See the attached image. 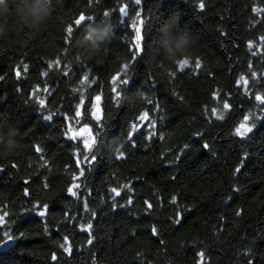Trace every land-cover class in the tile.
<instances>
[{
	"label": "trees",
	"instance_id": "trees-1",
	"mask_svg": "<svg viewBox=\"0 0 264 264\" xmlns=\"http://www.w3.org/2000/svg\"><path fill=\"white\" fill-rule=\"evenodd\" d=\"M105 12L115 36L86 55L75 20ZM170 17L195 37L183 69L152 50ZM14 38L0 122L22 148L0 157V240L17 243L0 264H264V0H64L27 48Z\"/></svg>",
	"mask_w": 264,
	"mask_h": 264
},
{
	"label": "clouds",
	"instance_id": "clouds-1",
	"mask_svg": "<svg viewBox=\"0 0 264 264\" xmlns=\"http://www.w3.org/2000/svg\"><path fill=\"white\" fill-rule=\"evenodd\" d=\"M64 0H0V41L7 40L15 26L14 43L27 48ZM75 46L89 56H98L106 49L116 33L117 24L104 14L100 20L90 19ZM11 22V23H10ZM193 33L179 26L178 19L170 17L157 30L153 40V53L172 63L189 60L194 55ZM19 129L7 121L0 122V157L15 155L22 148Z\"/></svg>",
	"mask_w": 264,
	"mask_h": 264
},
{
	"label": "snow or ice",
	"instance_id": "snow-or-ice-1",
	"mask_svg": "<svg viewBox=\"0 0 264 264\" xmlns=\"http://www.w3.org/2000/svg\"><path fill=\"white\" fill-rule=\"evenodd\" d=\"M135 2H136V4H139V3H140V0H135ZM199 6H200V8H204L205 5H204L203 2H201ZM120 12L123 13V14H125V15H127V12H126V10H125L124 7H122V8L120 9ZM104 14H109V13L105 12ZM137 16L139 17V13H137ZM86 19H87V20H90L91 17H87V18H86L84 15H81V16H79L78 19L75 20V24H76V25H81L82 22L86 21ZM140 24H143V21H142V20L140 21ZM68 32H69V33L72 32V28H71V27L68 28ZM142 39H143V37H142V34H141V28H140V27H136V42H137V46H138V47H139L140 42H141ZM249 47H251V44H249ZM57 63H58V62H57ZM178 64H179V67H180L181 69H183V68H185V66L189 65V60H187V59L182 60V61H180ZM195 67H196V68H199V67H200V63H199V61L196 62ZM128 68H129V65H128V64H125V65H124V71H125V74L127 73ZM17 75H19V73H17ZM116 79H117L116 77L113 78L114 82H115ZM241 80L243 81V83H244L245 85H247V83H248L247 80H245L243 77H241ZM83 82H84V81H82V83H83ZM122 83H123V84H128L129 81H128V80H124V81H122ZM115 94H116L117 100H118V102H119L120 92H119V91H116ZM99 99H100V97H97V100H99ZM255 99H256L257 101L264 102V96L257 95V96L255 97ZM43 103H44V101L41 100V101H40V104L43 105ZM229 107H230V106H229L227 103H225V104L223 105V108H224V109H228ZM213 113L216 114V110H213ZM77 115H79V113H77ZM93 115L96 116V119H97V120H100V116H99L98 114L93 113ZM253 115H254V114H253ZM222 117H223V113H220V118H222ZM51 118H52L51 116L47 117V119H51ZM144 118H146V116H145ZM248 121H249V116H245V117H244V122L240 123V125H239L238 127H236V129H235V133H236L237 135H239V136H241V137H245V136H247L249 133H251V132L253 131V128H252V126L249 125ZM85 130H86V129H85ZM85 130H82V131H85ZM89 136H90V138H89V139H86L85 142H84V144H85V148H87L89 151H91L92 148H93V146H94V144L96 143V138L91 137V133H90V132H89ZM205 147H207V145H205ZM119 155L122 157V156H123V153L120 152ZM91 159L94 160L95 157L93 156ZM242 163H243V161H242ZM235 171H236V172H239V171H240V167H237V168L235 169ZM82 174H83V173L81 172V175H82ZM74 187L78 188L79 185H78V184H77V185H74ZM68 191H69L73 196L76 195V192H74V191L72 190V188H70ZM113 191H115V189H113ZM117 194H119V193H117ZM148 207L150 208L151 205L149 204ZM44 208L46 209V208H47V205H45ZM44 215H45V211L42 210V211L40 212V216L43 217ZM3 219H4V217L0 216V222H3ZM89 229H90V226H89ZM155 232H156V229L153 228V233L155 234ZM5 235L7 236V241H11V240L14 239V237L11 236V235H8V234H5ZM7 241H2V240H0V243H7ZM89 243H91V240H89ZM67 244H68V241H67V238L65 237V244H62L61 247L64 248V250H65L66 252H70V251H71L70 245L67 246V247L65 246V245H67ZM201 258H203V254H202V253H201ZM53 259H56V257L53 256Z\"/></svg>",
	"mask_w": 264,
	"mask_h": 264
},
{
	"label": "water",
	"instance_id": "water-1",
	"mask_svg": "<svg viewBox=\"0 0 264 264\" xmlns=\"http://www.w3.org/2000/svg\"><path fill=\"white\" fill-rule=\"evenodd\" d=\"M147 118H148V116H146V118L143 120L141 127H143L146 124ZM4 241H7V239H5ZM16 243H17V240H15V239H13L11 241H7V243H1L0 244V252L10 249Z\"/></svg>",
	"mask_w": 264,
	"mask_h": 264
},
{
	"label": "rangeland",
	"instance_id": "rangeland-1",
	"mask_svg": "<svg viewBox=\"0 0 264 264\" xmlns=\"http://www.w3.org/2000/svg\"><path fill=\"white\" fill-rule=\"evenodd\" d=\"M83 132V131H82Z\"/></svg>",
	"mask_w": 264,
	"mask_h": 264
}]
</instances>
